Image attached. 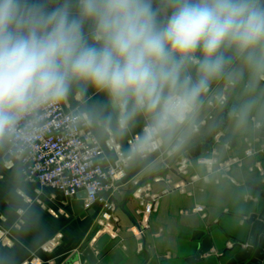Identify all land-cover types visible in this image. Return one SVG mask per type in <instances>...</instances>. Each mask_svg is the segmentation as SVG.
I'll list each match as a JSON object with an SVG mask.
<instances>
[{"label":"clouds","instance_id":"clouds-1","mask_svg":"<svg viewBox=\"0 0 264 264\" xmlns=\"http://www.w3.org/2000/svg\"><path fill=\"white\" fill-rule=\"evenodd\" d=\"M245 70L237 127L264 119V0H0V146L27 141L46 106L91 88L121 133L144 118L130 158L178 147L212 83Z\"/></svg>","mask_w":264,"mask_h":264},{"label":"crops","instance_id":"crops-1","mask_svg":"<svg viewBox=\"0 0 264 264\" xmlns=\"http://www.w3.org/2000/svg\"><path fill=\"white\" fill-rule=\"evenodd\" d=\"M247 79L245 70L241 78L232 82L222 78L212 83L210 93L228 99L216 129L207 141L188 150H182L183 143L180 144L182 154L167 172L158 174L163 171L165 160L159 163L158 153L144 161L133 157L126 170L127 181L118 187L124 204L105 195L115 204L106 220L100 216L101 205L91 209L92 217L74 216L70 203L76 198H65L59 192L24 180L18 164L5 155L7 144L0 146V264H62L80 248L97 224L101 228L95 241L103 233L110 235L103 251L93 253L97 264H111L109 256L115 251L123 258L120 264H188L186 261L192 255L190 247L195 245L191 241L192 233L201 227L207 230L211 246L201 261L194 264H226L229 250L244 247L249 215L258 213L264 205L258 193L249 187L253 182L264 184V137L261 135L264 119L250 118L245 126L237 127L231 114L233 106L244 98ZM259 88L264 89V80ZM60 103L65 110L88 117L101 146L110 133L126 153V140L135 134L140 136L145 126L144 118L138 117L121 133L107 97L91 88L83 97L72 93ZM209 112L210 108L201 104L197 122ZM109 115L113 116L111 122ZM212 125L213 122L201 125L184 142H189V146L195 144ZM255 132H258L256 137ZM226 135L234 138V148L218 141ZM170 144H162L160 151ZM247 149L253 151L252 157H245ZM104 154L107 163L113 164L114 153L105 151ZM182 160L187 165L179 173ZM136 178L148 182L141 186L139 196L132 193L126 199L123 189ZM151 200L154 211L146 214L140 203ZM57 212L58 217H54ZM135 224L142 228L140 237L136 236ZM258 235L264 237V222ZM52 240L53 247L44 251Z\"/></svg>","mask_w":264,"mask_h":264},{"label":"built area","instance_id":"built-area-1","mask_svg":"<svg viewBox=\"0 0 264 264\" xmlns=\"http://www.w3.org/2000/svg\"><path fill=\"white\" fill-rule=\"evenodd\" d=\"M213 100L217 105L213 101L212 103L208 101L207 107L211 112L197 122V128L193 133L198 132L199 126L212 120L213 112L223 108L227 102L223 96L214 97ZM138 137L139 135L135 134L126 140L128 151ZM217 139L218 137H215V140ZM160 148L161 146L137 157L144 161L149 156L159 153ZM105 151L114 153L113 164L107 163ZM128 151L124 152L110 133L101 146L95 139L88 117L81 112L65 110L59 102L43 109L38 128L30 139L7 144L5 155L18 164L22 178L28 182L59 192L70 199L84 192L86 197L83 199V211L87 212L95 205H101L100 216L106 220L114 211L115 204L108 201L105 195L113 199L114 194L120 190L119 185L127 181L126 170L133 158L129 157ZM244 155L252 157L253 151L247 149ZM181 166L179 173H183L181 170L185 169V164ZM259 167L257 164V170H260ZM131 180L130 186L137 187L133 193L139 196L141 186L146 182L140 185L142 180L137 178ZM179 190L182 191L181 188ZM140 204L146 214L154 211L153 200ZM199 209L201 208L197 210ZM53 215L58 217V212ZM137 229L136 236L140 237L142 228ZM53 243L54 240L50 241L43 250H50Z\"/></svg>","mask_w":264,"mask_h":264},{"label":"water","instance_id":"water-1","mask_svg":"<svg viewBox=\"0 0 264 264\" xmlns=\"http://www.w3.org/2000/svg\"><path fill=\"white\" fill-rule=\"evenodd\" d=\"M226 106L223 107L220 114L218 115L217 119L213 123L210 131L203 137H201L195 144L186 148V150L197 146L201 141L205 140L209 136H211L215 130V127L220 119L221 115L225 111ZM258 135V132H255V137ZM261 135L264 137V131H262ZM220 143L226 144L229 147L234 148L236 146V142L232 136L226 135L219 139ZM185 151V150H184ZM181 153H178L174 156L167 157L164 160V167L163 171L158 173L160 175L164 174L165 172L170 169L173 164L177 161L180 157ZM157 174V175H158ZM155 175V176H157ZM147 179L148 181L151 180ZM143 181L141 184L148 182ZM254 191L258 193V198L264 201V184L253 182L249 184ZM137 187H131L128 185L123 189L126 192V199L130 197V195L135 191ZM119 193V192H118ZM114 194V198L118 203H122L119 197V194ZM85 193L81 192L77 194L76 199L71 201V210L72 214L76 217L85 218V217H92L94 216V211L89 210L87 212L83 211V199H85ZM124 204V203H122ZM123 208V207H122ZM124 210V208L122 209ZM264 222V205L262 209L258 213H253L249 215V219L247 223L249 225L248 235L246 237V241L243 248H233L229 250V258L226 261V264H263L264 262V237L263 235H258L259 230L261 228L262 223ZM136 225V224H135ZM139 228V225H136ZM101 226L99 224L95 225L91 233L87 236L84 243L80 246V248L68 258H66L62 264H97L98 259L94 256V252H102L104 246L110 241V235L107 233H103L100 235L96 241L94 238L100 232ZM191 241L195 243L194 247H190L192 255L188 257L187 263L194 264L196 262L201 261V256L206 253L210 249V241L207 236V230L204 227L193 231ZM109 260L111 264H120L123 261L122 256L118 251H115L109 256Z\"/></svg>","mask_w":264,"mask_h":264},{"label":"rangeland","instance_id":"rangeland-1","mask_svg":"<svg viewBox=\"0 0 264 264\" xmlns=\"http://www.w3.org/2000/svg\"><path fill=\"white\" fill-rule=\"evenodd\" d=\"M214 97H216L214 94H212V93H210V91L208 90V92L204 95V98L202 99V105H205L206 107H207V103H208V101H211V103H212V101L213 102H215L214 100H213V98ZM227 102H228V99H227ZM227 102H226V104H227ZM226 104H225V106H226ZM224 106V107H225ZM223 109V108H222ZM216 112H218V111H216ZM220 112H221V110L218 112V113H216V114H213V119L212 120H208L207 122H215V120L217 119V117H218V115L220 114ZM204 118V117H203ZM202 118V119H203ZM202 119H200V121L202 120ZM199 121V122H200ZM206 122V123H207ZM200 127V126H199ZM186 141V140H185ZM195 141V140H194ZM197 141H195V143H196ZM201 143V142H200ZM189 145H190V143L189 142H183V144H182V150H184V149H186L187 148V146L189 147ZM180 147V145L177 147L176 146V143H175V141H173V142H171V144L168 146V148L167 149H164V150H162V152L160 151V153H158L159 155L157 156V158L159 159L158 160V162L159 163H162V161H163V159H166L167 157H170V156H174V155H176V154H178L179 152H180V149L181 148H179ZM179 160V159H178ZM177 160V161H178ZM186 163V161H184V160H182V161H180V164H179V168H178V170L179 169H181V164H185ZM174 164H176V162L174 163ZM173 164V165H174ZM164 165V164H163ZM186 165H187V163H186ZM166 165H164V167H165ZM185 167V166H184ZM181 171H184V169H182ZM140 179V178H139ZM140 180H142L143 181V179H140ZM131 185V184H130Z\"/></svg>","mask_w":264,"mask_h":264},{"label":"trees","instance_id":"trees-1","mask_svg":"<svg viewBox=\"0 0 264 264\" xmlns=\"http://www.w3.org/2000/svg\"><path fill=\"white\" fill-rule=\"evenodd\" d=\"M217 127V126H216ZM216 127H215V129H216ZM210 137V136H209ZM209 137L208 138H206L205 140H203V141H207L208 139H209ZM202 142V141H201Z\"/></svg>","mask_w":264,"mask_h":264}]
</instances>
